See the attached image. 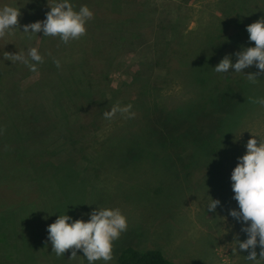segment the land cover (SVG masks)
<instances>
[{
	"label": "rangeland",
	"instance_id": "374dc122",
	"mask_svg": "<svg viewBox=\"0 0 264 264\" xmlns=\"http://www.w3.org/2000/svg\"><path fill=\"white\" fill-rule=\"evenodd\" d=\"M47 2L55 5L60 0H0V8L10 5L19 8L21 13L17 28L9 29L0 38V176L4 175L2 180L9 182L4 190L0 185V192L4 196L6 191L21 195L9 207L23 204L20 217L32 219L30 224L13 227L24 234L29 229L27 225L36 228L38 222L44 224L43 242L49 248L44 258V248L38 243L33 247L35 260L22 253V264H45V261L89 264L82 249L77 250L74 258H71V249L57 257L52 251L48 226L59 215L87 221L97 208L117 207L127 217V231L114 242L111 261L98 260L93 264H117L115 255L125 245L139 250L159 249L174 264H256L246 258L251 249L240 250L236 244L237 239L244 241L248 237L241 230L247 225L230 215L232 209L239 211L231 175L238 158L246 154V144L252 135L258 136V142L259 137H264V106L253 103L264 98V74L253 84L247 74L260 70L254 64L244 71L247 83L243 102L229 109L225 116L219 151L208 155L205 150L204 155L197 153L181 161L163 157V148L156 143L150 146L155 141L148 134V111L142 108L145 96L150 94H135L136 86L126 88L125 83L130 82L139 68L143 69L151 61V65L157 62L153 75L148 76L147 71L143 81L169 80L171 84L164 85L159 94L163 102L174 108L184 100L182 105L190 102L197 108L202 95L181 94L180 81L197 79L214 71L216 63L221 61V49L231 56L235 45L240 51L254 47L247 25L264 16V0H70L77 11L86 5L93 11V18L104 15L107 16L104 23L108 18L117 23L114 34H119L124 43L114 50L104 37L103 42L100 37L95 40L90 35L104 26L94 25L95 20H90L94 24L80 38L83 44L76 40L65 44L63 52L67 53V60L55 54L54 60L60 61L59 68L52 60L44 61L46 67L42 71H32L23 62L5 59L7 52L19 53L32 64L29 50L38 48L42 30L25 33L23 26L45 20L43 11ZM85 59L91 64L104 63L111 67L109 80L99 81L98 90L122 89L96 98L85 94L82 88H73V83L78 81L73 69L87 68ZM156 72L164 74L155 76ZM48 79L52 82L50 89H47ZM65 82L69 85L67 96H86L83 104L77 106L85 109L86 120L88 116L89 124L95 125L76 143L77 149H86L85 161H78L75 151L67 146L41 147V154L35 146L24 144L32 138L30 128H24L28 117L42 128L69 127L68 103L60 102L61 94H56L57 85ZM32 85L35 87L30 88ZM116 103L131 104L135 117L125 119L117 113L112 120L105 119L102 113L110 111ZM50 129H44L43 133ZM39 138L40 134H35L33 144ZM185 163H188L186 167ZM36 183L38 186H34ZM211 199L220 201L215 211L207 208ZM255 250L259 259V244Z\"/></svg>",
	"mask_w": 264,
	"mask_h": 264
},
{
	"label": "trees",
	"instance_id": "16d2710c",
	"mask_svg": "<svg viewBox=\"0 0 264 264\" xmlns=\"http://www.w3.org/2000/svg\"><path fill=\"white\" fill-rule=\"evenodd\" d=\"M95 4L101 6L98 3ZM44 7L46 10L43 11V13L46 17L47 12H49L51 8L48 2ZM101 16L102 17L99 19L92 18L91 20H95V24H92L97 26H104V28H97V32H95L93 28L94 32L90 36H93L95 40H98V37H100L102 42L104 37V40L113 45L115 50L118 46H120L121 43H124V41H121L118 37L119 34H114L117 23H115L113 20L108 21V19L110 18H108L104 23L103 19L107 16ZM89 21L86 24L87 29L92 26L91 22ZM221 29L222 27L219 29V31ZM104 32L107 33L104 35ZM76 41L83 44L82 39L80 38L76 39ZM96 42L98 41H95V43ZM12 43L15 44V42ZM99 44V46H101L100 42ZM94 46L95 45H91V47ZM19 47L21 48L20 43ZM37 50L43 58V63H37L33 61L32 64H36V70L38 71H42L44 67H46L44 61L51 62L52 60H54L55 54L59 55L63 59H66L67 56V53L63 52L65 50V43L60 39V37L44 36L43 31L42 35L40 36V42ZM91 51L92 49L90 50V52ZM239 51L240 50H238L237 46L235 45L231 52V61L233 64L237 60V56L235 55V53ZM219 54V61L222 60L226 55H228L227 52L223 49H221ZM85 60L88 64L87 68L78 69V67H74L73 69V72L79 75L75 76L78 81L76 83H73V88H82V91H84L85 94H89V96H93L96 98H98L99 96H105L106 94H111L112 92H116L119 89H122L118 87L110 88L106 91L107 93L103 90H98L97 83H99V81L103 82V79L109 80L111 67L109 68L104 63L91 64L89 63L88 59ZM108 63H111V61L108 60ZM151 63L152 61L144 65L143 69L139 68V70H136L130 82L125 83L126 88L136 86V92H134L135 94H140L141 96L150 94L148 97L145 96L142 106V108H145L148 111V134L152 136L155 141L150 146H156V143L163 148V157H169L171 159L180 161L184 160L186 157H195L198 154L204 155L205 150V154H216L219 151L218 148L222 145L220 143V139L224 126L225 116L228 110L231 108L234 109L239 103L243 102L244 95L242 93L244 92L245 84L247 83V80L243 74L245 70H248V68L243 69V72L241 73H237L234 70H229V72L221 74L217 73L214 70L209 71L208 74L206 73L207 76H201L197 79H186V81L184 82L180 81L179 92L181 94H201V103L197 108H195V106H193L190 102H186L185 105H182L181 102L185 101L180 100L173 108L163 102L161 96L159 95L161 92V88L164 85L171 84L169 80L166 81L163 79H158L151 82L150 80H148L147 82H145V80L143 81L145 73H147L148 71V76H152L153 67L158 66L157 62L152 65ZM218 63H216V65ZM93 65L94 67L93 69H91ZM162 67L166 70L164 66ZM154 74L155 76H160L163 75L164 72L162 74L157 72ZM42 78H44V76H42ZM42 78L40 79V82L43 81ZM47 82L49 83V87L47 89H50L52 82L50 81V79H48ZM161 82L162 84H158ZM106 86L109 87L108 85ZM32 87H35V85H32L30 88ZM68 87V82H65L64 84L59 83L57 85V88L59 90L56 92V94H61V97H58L60 102L63 101L68 103L67 107L70 111V115H67V121L69 127L61 125L42 128V125L40 123L30 119L31 117H28L26 122L24 123V128H30L32 138L30 141L25 142L24 144H30L32 145V147L35 146L38 151L40 150L41 154H43L41 152V147L46 149L48 147L60 146L59 148L61 149L63 146H67V149L72 148L71 151H75V154L77 155L76 157H78V161H85L84 157L86 156V149H77L76 143L77 140L81 138V136L88 134V132H91L89 130L90 127H93L95 125L89 124L90 121L88 116L86 120V114H82L85 109L80 110L79 106H77L79 104H83L86 96L84 94H75L76 97L73 95H68L69 97H72L68 98V96L66 95V90L68 89ZM20 92L23 91L20 90ZM92 92L94 94H92ZM76 107L77 111L75 110ZM181 109H185V111L188 112H180L182 111ZM192 109L194 110L192 111ZM23 110L26 111V109ZM76 122H79V126L76 125ZM81 122H83V124ZM44 129L50 130H47V133L44 134ZM37 133L40 134V138L35 144H33V137ZM62 143H64V145H60ZM25 157H29L28 153H25ZM187 165L188 163H185L183 166L186 167ZM6 176L21 178L17 177L16 175ZM3 178L4 175H1L0 185L2 186V189L5 184L9 183L8 181L2 180ZM27 180L31 181L30 178ZM34 186H38V184L36 183ZM6 193L7 194L4 196L0 192V264H22V260L20 258L22 253L23 255L31 257L33 260H35L33 247L37 246L38 243L44 248L43 257L45 258L49 254V251H47L49 248L43 242L45 235L43 229H46L44 227V224L42 223V226L38 222L36 228L34 227V225H31V228L27 225L29 229L24 230V234H21L19 228H15L13 227V225L20 223H23V225L30 224L32 217L30 218V220H28V217L26 219L20 217L19 213H23L21 208V205L23 204H16L14 207H9L10 202H13L21 197L20 194H15L14 196L10 195L7 191ZM23 201L26 200L23 199ZM26 236H29V239H27ZM40 240L42 241L41 243ZM115 256L117 264H174L173 261L165 257L159 249L155 248L139 250L131 245H125L118 250ZM45 264H48V262L45 261Z\"/></svg>",
	"mask_w": 264,
	"mask_h": 264
},
{
	"label": "clouds",
	"instance_id": "9594fccd",
	"mask_svg": "<svg viewBox=\"0 0 264 264\" xmlns=\"http://www.w3.org/2000/svg\"><path fill=\"white\" fill-rule=\"evenodd\" d=\"M50 8L45 20L25 24L23 32L38 33L42 30L44 36H59L67 44L70 40L79 39L86 34V24L94 16L88 6H82L77 11L69 0H60L55 5H50ZM20 15V9L14 6L5 5L0 8V38H3L9 29L17 28ZM247 32L249 40L253 41L255 46L236 52L238 59L234 64L231 56L226 55L214 70L217 73H227L229 70L241 73L243 69L255 64L260 71L247 74L249 82L254 84L258 77L264 74V16L247 25ZM29 56L32 61L43 63V58L35 47L29 50ZM4 58L13 63L23 62L30 70H36V64H29L23 54L7 52ZM54 63L60 67L59 60H54ZM253 103L264 106V98L255 99ZM131 109V104L122 106L116 103L110 111L106 110L102 115L105 119L112 120L119 113L125 119H131L136 115ZM257 137L253 134L247 141L246 154L238 158L239 162L232 172V189L239 211L232 209L230 215L247 225L241 230L247 233L248 238L244 241L236 240L239 249H251L246 258L256 264H264V137H259V142ZM219 203L218 199H211L208 210L215 211ZM127 228V217L120 208H97L91 212L87 221L72 220L67 214L59 215L55 222L48 226V234L52 251L57 257L64 256V253L71 249V258H74L77 256V250L82 249L89 264H93L98 260L109 262L113 259L114 242ZM257 244L261 249L259 259L255 250Z\"/></svg>",
	"mask_w": 264,
	"mask_h": 264
}]
</instances>
